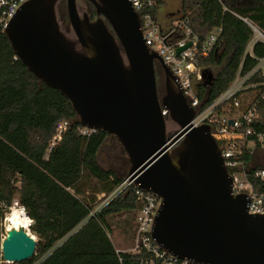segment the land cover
I'll use <instances>...</instances> for the list:
<instances>
[{
	"label": "water",
	"instance_id": "95a60500",
	"mask_svg": "<svg viewBox=\"0 0 264 264\" xmlns=\"http://www.w3.org/2000/svg\"><path fill=\"white\" fill-rule=\"evenodd\" d=\"M89 1L96 19L66 0L73 36L60 25L59 0L24 2L4 31L15 55L68 98L81 126L115 137L130 162L129 180L162 198L152 227L157 244L199 264H264V213L249 212V196L234 194L210 125L191 122L196 111L146 45L131 1ZM169 120L179 126L172 136ZM37 243L24 227L11 228L5 264L30 260Z\"/></svg>",
	"mask_w": 264,
	"mask_h": 264
},
{
	"label": "trees",
	"instance_id": "16d2710c",
	"mask_svg": "<svg viewBox=\"0 0 264 264\" xmlns=\"http://www.w3.org/2000/svg\"><path fill=\"white\" fill-rule=\"evenodd\" d=\"M156 1L158 8L162 0ZM188 10L191 27L202 41L215 28L223 30L204 61L199 85L200 97L207 95L209 103L226 90L241 65L248 71L264 56L262 41L253 46L254 57L246 53L254 32L240 17L264 30V0H183L182 14ZM64 119L71 123L48 152L56 125ZM80 127L68 98L15 59L0 31V201L10 206L18 198L25 207L29 229L39 237L37 251L48 253L41 264H138L139 254L118 252L111 238V216L132 213L136 219L132 188L96 207L97 192L109 195L125 179L99 162L110 135L102 130L84 135ZM252 181L264 192V182ZM89 188L94 195L87 194ZM3 213L0 208V218ZM131 227L134 234L136 223Z\"/></svg>",
	"mask_w": 264,
	"mask_h": 264
},
{
	"label": "built area",
	"instance_id": "2783aa9c",
	"mask_svg": "<svg viewBox=\"0 0 264 264\" xmlns=\"http://www.w3.org/2000/svg\"><path fill=\"white\" fill-rule=\"evenodd\" d=\"M26 1L28 0H0V31H5L13 14ZM130 1L139 16L146 45L162 57L177 79L187 102L195 109L191 122L195 127L210 125V132L219 143L224 165L233 179L234 194L245 193L249 196V212L264 213V192L257 190L252 181L256 178L264 182V164L257 161V156L264 154V56L256 58L255 65L248 71H243L241 65L226 90L207 103V95L204 98L199 95V85L204 79V61L219 40L222 27L215 28L202 41L191 27L190 10L163 26L157 18L156 0ZM240 17L254 32L246 49V53L254 57L253 46L256 42H264V30L249 18ZM188 44L190 45L187 46ZM184 47L186 48L178 53ZM15 59H18L16 55ZM70 123L68 119L57 123L48 152L61 140ZM79 129L84 135L95 132L83 126ZM128 188H132L137 204L136 229L130 253L140 255L138 264H199L169 252L153 238L152 227L162 202L159 195L141 188L127 177L113 192L103 195L100 206ZM0 208L4 211L0 218V264H5L2 243L9 230L8 216L14 208L20 209L24 214L27 212L18 198H14L10 206L0 201ZM30 235L37 240L35 232ZM47 255L48 253H40L36 249L30 264H41Z\"/></svg>",
	"mask_w": 264,
	"mask_h": 264
},
{
	"label": "rangeland",
	"instance_id": "374dc122",
	"mask_svg": "<svg viewBox=\"0 0 264 264\" xmlns=\"http://www.w3.org/2000/svg\"><path fill=\"white\" fill-rule=\"evenodd\" d=\"M183 0H162V4L158 7L157 18L161 25L167 26L173 20V15H182L181 6ZM79 9L82 13L84 11L90 14L91 10L94 9L93 5L88 0H77ZM180 9V10H179ZM180 11V13H178ZM174 13V14H173ZM57 14L60 25L63 31L69 36H73V31L68 19L66 0H59L57 5ZM96 19V18H93ZM159 68V80H160V96L165 93L164 76ZM179 130V126L169 120L168 121V135L172 136ZM257 161L264 164V154H259L257 156ZM99 162L101 166L105 169L113 170L119 177L127 178L130 168V162L126 152L123 150L122 146L118 143L115 137L109 136L104 147L99 154ZM96 182V181H95ZM96 184V183H95ZM95 189V187H94ZM95 191L90 188L87 194L94 195ZM104 192H97V199L95 200L96 207L98 208L103 200ZM95 207V208H96ZM132 213H124L122 215H113L110 217V223L113 228L111 233V238L120 251L130 252L133 246V230L131 225L135 222ZM30 231V229H29ZM31 232V231H30ZM32 233V232H31ZM37 237V236H36ZM38 240V237H37Z\"/></svg>",
	"mask_w": 264,
	"mask_h": 264
},
{
	"label": "bare ground",
	"instance_id": "6f19581e",
	"mask_svg": "<svg viewBox=\"0 0 264 264\" xmlns=\"http://www.w3.org/2000/svg\"><path fill=\"white\" fill-rule=\"evenodd\" d=\"M8 218H9V225H8L9 230L11 228H17L18 229L20 227H24V228L28 229V232L30 234H32L29 231L30 219L27 216V214H24L20 209L14 208L12 213L9 214Z\"/></svg>",
	"mask_w": 264,
	"mask_h": 264
},
{
	"label": "flooded vegetation",
	"instance_id": "af4514ba",
	"mask_svg": "<svg viewBox=\"0 0 264 264\" xmlns=\"http://www.w3.org/2000/svg\"><path fill=\"white\" fill-rule=\"evenodd\" d=\"M89 1V0H88ZM90 2V1H89ZM91 3V2H90ZM92 4V3H91ZM93 5V4H92ZM93 7H94V5H93ZM89 15V17L91 18V19H93V18H97V13H96V10H95V7H94V9H92L91 10V12H90V14H88ZM158 67H160V66H158ZM157 67V86H158V91H159V89H160V85H159V83H160V80H159V68ZM161 69V68H160Z\"/></svg>",
	"mask_w": 264,
	"mask_h": 264
},
{
	"label": "crops",
	"instance_id": "0c3cea01",
	"mask_svg": "<svg viewBox=\"0 0 264 264\" xmlns=\"http://www.w3.org/2000/svg\"><path fill=\"white\" fill-rule=\"evenodd\" d=\"M180 10V9H179ZM157 11H158V8H157ZM181 11V10H180ZM180 11H178V13H180ZM174 14V13H173ZM178 17L176 14L173 15V19Z\"/></svg>",
	"mask_w": 264,
	"mask_h": 264
}]
</instances>
